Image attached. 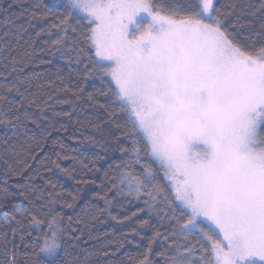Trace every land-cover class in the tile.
I'll list each match as a JSON object with an SVG mask.
<instances>
[{
    "label": "snow or ice",
    "instance_id": "6c2138e0",
    "mask_svg": "<svg viewBox=\"0 0 264 264\" xmlns=\"http://www.w3.org/2000/svg\"><path fill=\"white\" fill-rule=\"evenodd\" d=\"M53 7L60 11L53 13ZM20 16H27L29 25L33 21L45 24L36 37L42 33L55 36L50 43L45 41L47 49L41 48V52L48 50L83 66L74 88L65 85L57 91L81 100L85 83L96 77L126 114L129 127L120 134L131 141L130 147L110 149L104 140L85 137L105 155L118 150L120 158L104 173L108 186L102 182L99 187L103 191L94 194L104 207H97L90 216L86 211L85 219L78 218L75 223L87 227L88 221L111 215L109 193L115 192L116 196L143 199L145 208L171 225L167 234L156 231L148 238L147 247L133 264H264V0H245L242 7L235 0L220 6L216 0H57L51 6L36 2L16 17L6 16L4 23L16 24ZM229 18H233L231 24ZM17 28L16 44L5 48L8 54L16 53L11 56L13 65L19 62L17 44L26 31L25 25ZM24 44L32 47L27 40ZM4 67L8 70L0 71V125L13 129L19 139L29 122L39 127L38 118L24 106L32 85L19 77L15 67L8 68L7 63ZM14 75L16 79L10 82ZM13 93L19 100L10 99ZM102 94L98 88L87 94V101L108 111L107 105L98 102ZM51 99L43 101L44 106ZM28 104H35L43 114L35 99ZM108 115L111 118L112 112ZM50 127L55 125L50 122ZM113 139L118 143V138ZM13 155L19 157L20 153L13 151ZM25 155L35 159L30 150ZM57 157L69 159L59 152ZM71 159L92 172L98 171L96 161L103 157L92 158L90 166ZM16 163L23 167L13 170V175L23 174L30 166L27 159ZM51 163L75 178V167L63 168L57 160ZM44 171L51 169L45 167ZM80 175L78 186L95 183L83 179V172ZM46 184L51 191L41 208L47 212L25 208L19 214L6 213L14 223L0 232V247L7 255L4 264H44L40 254L54 257L62 241L67 242L64 264H82L74 252L83 232L63 227L62 213L53 210L57 203L65 208H72L73 203L60 199L64 193L56 190L52 180ZM14 187L16 195L30 205L45 199L42 192L31 197L26 185ZM80 190L78 187L67 195L74 202ZM5 207L0 201V210ZM129 219L126 216L119 222ZM149 223L139 222L140 226ZM68 224H72L71 217ZM20 227L35 228L38 235L25 243L32 237L25 231L17 244L9 232L15 236ZM131 231L138 234L135 228ZM156 239L167 242L164 251L157 253L159 261L151 255ZM110 254L114 253H102Z\"/></svg>",
    "mask_w": 264,
    "mask_h": 264
},
{
    "label": "trees",
    "instance_id": "16d2710c",
    "mask_svg": "<svg viewBox=\"0 0 264 264\" xmlns=\"http://www.w3.org/2000/svg\"><path fill=\"white\" fill-rule=\"evenodd\" d=\"M36 2L51 6L57 0H15V2L13 0H0V37H4L3 40H0V71L7 73L8 69L4 67L7 63L8 68L15 67L18 70L21 79L31 83L30 95L24 101V106L30 114L39 120V127L29 122L27 128L22 130L23 134L19 139L14 136L13 129L0 125V201L6 204L5 209L0 210V232L6 231L7 226L14 223L6 213L19 214L24 212L25 208L29 211L39 209L40 212H47L48 209L41 208V205L45 203L47 194L51 191L46 181L52 180L57 184L56 190L64 193L60 199L73 203L72 208H65L62 203L54 205L53 210L62 213V226L68 228L69 231L71 228H79L84 234L79 241V247L74 252L76 258L82 264H133V261L139 259L145 247H147L148 238L156 231L167 234L171 231V225L167 221L162 223L154 212H150L145 208L143 199L137 200L116 196L115 192L109 193V199L113 200V205L110 208L111 215H100L97 220L88 221L87 227L84 224L77 225L75 223L78 218L85 219L84 214L86 211L90 216L97 207H104L103 200L98 199L94 194L103 191L99 187L102 182L105 183L106 187L108 186L104 181V173L108 171L110 163L120 158L118 150L109 151L105 155L101 148L86 141L85 137H92L97 141L104 140L110 149H118L119 146L130 147L131 141L120 134L121 130L126 131L129 126L127 125L126 114L120 111L119 103L113 102V97L107 92L106 85L96 77L85 83V93L81 100H76L68 92L57 91V88H63L65 85L74 88L79 83L77 74L81 72L83 66L77 65L75 61L70 63L67 59L58 54H52L48 50L40 51L41 48L47 49L45 41L50 43L51 39H55V36L50 37L47 33H42L39 37L35 36V33L45 26L44 23L33 21L29 25L27 16H20L16 24L4 23L6 16L16 17L25 9L30 10ZM216 2L217 6H220L227 0H216ZM235 2L242 7L245 0H235ZM251 2H254V0H251ZM52 11L56 13L60 10L53 7ZM51 22V19L47 21V23ZM232 22L233 18H229L228 24ZM17 25H25L26 31L23 33V40L17 44L19 62L13 65L11 56L16 55V53L8 54L5 48L7 44H16L14 34L18 31ZM5 33L9 35L5 37ZM244 35L247 36L248 32L245 31ZM25 40L32 44L31 48L24 44ZM25 53H32V55L25 56ZM6 55L7 61L4 60ZM21 68L24 69L22 73L19 72ZM15 79L16 76L14 75L10 82ZM50 82L52 86H49ZM0 83H3L2 78H0ZM98 88L105 93L97 97L98 102L107 105L108 111L93 107L87 101V94L95 93ZM50 96L52 99L48 101V106H44L43 101L48 100ZM10 99L19 100V96L13 93L10 95ZM32 99H35L37 104L43 107V114L35 104H28V100ZM63 101L69 102L63 103ZM23 110L21 109V111ZM109 111L112 112L111 118L108 115ZM65 112L70 113V116H63L62 113ZM43 117L48 119L45 120ZM50 122L55 125L54 129L50 127ZM92 124L98 127L94 128L91 126ZM116 125H121L123 128H117ZM261 131L264 132V128H261ZM47 132H51V135L46 136ZM113 137L118 138V143ZM60 144L64 145L63 149L60 148ZM29 150L35 156V159H32L30 155H25ZM13 151L20 153V156L13 155ZM58 152L61 156L69 159L60 160L57 157ZM97 155L103 157V159L96 161L98 171L93 170L92 172H87L81 167L80 163H76L71 159L75 157L77 161H82L90 166V161ZM18 159L21 161L27 159L30 166L23 174L13 175V170L18 172L23 167V163H16ZM4 160H8L12 167L5 164ZM52 160H57L63 168L75 167L77 169L75 178L62 173L51 163ZM45 167L50 168L51 171H44ZM137 170H140L138 166ZM36 172H41L42 176H35ZM81 172H83V179L94 180L95 183L78 186L76 180L81 179ZM111 174L109 171V175ZM162 175L160 173L161 178ZM17 184L26 185L31 197H35L37 193L42 192L45 199H36L35 203L30 205L23 197L16 195L17 189L14 185ZM78 187H81L79 197L73 202L67 192L75 193ZM4 197H7V199L3 200ZM16 201H19V203H16ZM89 205L92 207L88 208ZM138 209H143V211L138 212ZM133 213H136V215L132 216ZM112 216L118 217V220L112 219ZM126 216L131 217V219L124 220L122 223L119 222L120 219ZM69 217L72 218L70 227L68 224ZM18 218H20L19 215ZM142 220H148L149 225L140 226L139 222ZM42 228H46V225ZM133 228L136 229L138 234L131 231ZM25 231L32 233V237L27 238L25 243H29L32 238L38 235L35 228L20 227L15 236L9 232V237L19 244V236L23 235ZM75 234L79 235L80 233ZM66 246L67 242L62 241V248L54 257H45L40 254L39 259L44 261V264H64L63 247ZM11 247L12 245L9 244L8 248ZM166 247L167 242L162 239L154 240L152 243V257L159 261L160 258L157 253L163 252ZM19 251L22 253L24 249L21 248ZM104 252L114 254L105 256L102 255ZM88 253H92V255L89 256ZM6 259L7 255L3 247H0V264H4Z\"/></svg>",
    "mask_w": 264,
    "mask_h": 264
}]
</instances>
